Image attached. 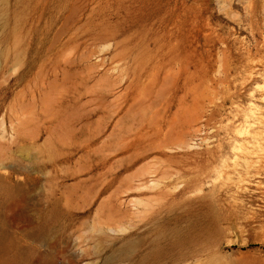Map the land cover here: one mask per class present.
Wrapping results in <instances>:
<instances>
[{
    "label": "rangeland",
    "instance_id": "rangeland-1",
    "mask_svg": "<svg viewBox=\"0 0 264 264\" xmlns=\"http://www.w3.org/2000/svg\"><path fill=\"white\" fill-rule=\"evenodd\" d=\"M263 86L264 0H0V264H264Z\"/></svg>",
    "mask_w": 264,
    "mask_h": 264
},
{
    "label": "bare ground",
    "instance_id": "bare-ground-1",
    "mask_svg": "<svg viewBox=\"0 0 264 264\" xmlns=\"http://www.w3.org/2000/svg\"><path fill=\"white\" fill-rule=\"evenodd\" d=\"M258 47V46H257ZM263 88H264V86H263ZM260 101H258V103H260V104H264V92H261L260 94ZM259 106L258 105H256L254 102H252L251 103V106H250V111H251V116L253 117V114H254V111L255 110H257V108H258ZM255 119H258V118H255ZM247 122V126H248V128L246 127L245 129H246V131H245V134H250V125H248V123H249V121L247 120L246 121ZM149 124H151V123H149ZM240 150L241 151H243V152H245V150L243 149V148H240ZM248 166H249V162H248V160L247 159H244L243 160V167L246 169V168H248ZM126 229V227H124V226H120V227H118L117 229H115V231L116 230H119V231H123V230H125Z\"/></svg>",
    "mask_w": 264,
    "mask_h": 264
}]
</instances>
